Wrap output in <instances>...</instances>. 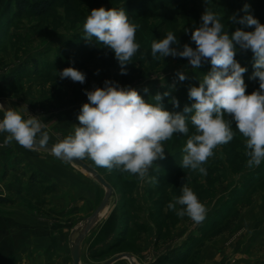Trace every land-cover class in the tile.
<instances>
[{
  "label": "rangeland",
  "instance_id": "obj_1",
  "mask_svg": "<svg viewBox=\"0 0 264 264\" xmlns=\"http://www.w3.org/2000/svg\"><path fill=\"white\" fill-rule=\"evenodd\" d=\"M16 3V0H0V100L21 111L25 118L29 115L41 117L48 125L46 130L49 131V144L52 145L79 126L77 116L81 106L88 102L85 90L104 87L105 80L115 81L121 87L135 88L150 103H155L153 97L157 93L169 92L170 96L162 100L168 111L183 113L185 105L190 107L194 101L189 100L188 90L199 86L203 75L211 70L210 62L193 69L186 58L179 56L155 59L151 55V43L171 31L178 39L174 47L182 50L184 44H189L195 48L191 31L200 25L206 6L218 13L224 30L229 34L237 28L254 30L233 24L228 19L233 13L243 16L241 9L245 4L249 5L251 14L264 24V0H207V5L206 0H56L51 11L42 17L21 10ZM99 7L124 8L129 19L140 25L136 41L141 47L132 63L126 65V75L120 74V66L110 49L97 45L94 39L88 42L83 38L86 17L93 8ZM235 58L247 68L244 81L247 93L251 94L259 87L258 79L250 86L247 84L249 80L253 81L250 79L254 71L253 54L237 46ZM70 66L85 73L83 84L67 78L60 79L58 72ZM178 71L184 72L187 77L182 82L176 76ZM145 87L148 88L147 93L144 92ZM171 97L179 100V108H174L170 103ZM232 128L236 133L234 139L214 150V156L204 165L206 175L180 166L187 137L179 133L164 142L165 158L157 160L149 170V177L156 178L155 183L150 179L142 181L128 173L97 167L89 159L81 160L111 187L108 207L117 208L120 220L129 232L120 247L113 248L104 256H97L99 258H94V262L125 252H146L152 243L155 248L159 246L163 249L180 234L201 235L214 221L219 223L201 241L192 264H201L202 253L218 242L226 246L233 238L247 235L264 241V162L254 168L247 166L244 139L234 122ZM193 131L189 123V135ZM45 156L52 158L53 155L46 152ZM61 161L70 168L53 169L52 165L46 163L43 164L45 171L66 183L70 181L65 177V171L73 169L83 172L86 180L100 188L99 196L101 190L105 195L104 188L93 176L69 162ZM31 177L32 182L29 181ZM10 179L25 183L24 194L21 192L11 196L14 200L9 198L11 203L0 205L1 208L19 202L35 222L57 221V211L54 212L55 207H52L54 203L60 205L59 198L61 195L64 198V192L48 175L38 173L28 165L23 175L5 171L2 181ZM183 183H187L208 208L206 218L200 224L187 216L178 217L167 208L174 197L181 195ZM80 188L81 184L78 190ZM95 194L98 195L97 192ZM81 205H78V209L85 210L87 204ZM105 211L101 212L102 216ZM78 224L77 228L81 230L85 221L78 220Z\"/></svg>",
  "mask_w": 264,
  "mask_h": 264
},
{
  "label": "clouds",
  "instance_id": "obj_2",
  "mask_svg": "<svg viewBox=\"0 0 264 264\" xmlns=\"http://www.w3.org/2000/svg\"><path fill=\"white\" fill-rule=\"evenodd\" d=\"M241 11L243 16L233 13L229 21L254 30L237 28L229 34L218 13L206 6L200 25L191 31L195 48L189 44H184L182 50L174 47L178 39L171 31L151 43V55L155 59L179 56L186 58L193 69L206 62L211 64V70L203 75L199 86L189 88L188 98L194 103L190 107L185 105L183 113L164 108L162 100L170 96L169 92L157 93L153 97L155 103H150L135 88L105 80L104 87L85 90L88 102L81 106L77 116L79 126L50 148L48 125L41 117L25 118L21 111L5 110L0 104L4 114L0 133L7 134L0 147L15 141L30 151L48 149L51 155L65 162L89 159L97 167L155 183L156 178L149 177V170L157 160L165 158L164 142L174 134L187 137L182 149V169L206 175L204 165L214 156V150L234 139V122L244 139L247 166H260L264 162V24L251 14L249 5L245 4ZM139 27L129 19L124 8H93L83 23V38L88 42L94 39L97 45L110 49L120 66V74L126 75V65L132 63L141 47L136 41ZM237 46L253 54L254 71L250 79H258L259 87L251 94L247 93L244 81L247 68L235 58ZM58 76L81 84L86 80L85 73L71 66L58 72ZM176 76L181 82L187 78L182 71ZM144 92H148L147 87ZM170 103L174 108L180 106L176 97H171ZM189 123L194 129L191 135ZM180 189L181 195L174 197L167 208L178 217L187 216L196 224L202 223L208 208L187 183Z\"/></svg>",
  "mask_w": 264,
  "mask_h": 264
},
{
  "label": "crops",
  "instance_id": "obj_3",
  "mask_svg": "<svg viewBox=\"0 0 264 264\" xmlns=\"http://www.w3.org/2000/svg\"><path fill=\"white\" fill-rule=\"evenodd\" d=\"M3 115V111H0V120L3 119ZM6 135L0 133V145L3 144ZM45 154L46 152L40 149L26 150L14 141L8 146L0 147V197L9 199L21 192L24 194V182H17L15 179L3 182L2 177L5 171L23 175V170L27 169L28 165L34 167L38 173L48 175L64 192V198L62 195L59 198L63 206L61 203L60 205L54 203L52 207H55L54 212L57 211L55 214L58 218L52 223L45 221L41 223L39 220L35 222L31 219L30 212L19 202L11 207H0V264H72L71 242L76 241L85 228V224L81 230L77 228L78 220L85 221L90 218L104 198V191L101 190L99 196L100 188H96L98 186L94 182L86 180V174L83 172L73 169L65 171L69 183L47 173L43 166L46 163L58 170L60 167L70 166L53 156L47 158ZM26 194L27 192L25 196ZM79 204H87L85 210L83 208L79 210ZM105 210L104 215L97 219L80 241V264H103L117 256L94 262V258H99L97 256L101 257L108 253L109 245L116 241L124 229L117 208L107 206ZM81 211L83 213H79ZM190 236L197 235L180 234L163 249L159 246L155 248L152 243L148 252L139 254L125 252L123 254L129 255L131 259L123 257L113 264H158L161 256L180 249ZM262 243L264 241L249 235L237 236L226 246L218 242L216 246H211L209 251L202 253L201 264H264Z\"/></svg>",
  "mask_w": 264,
  "mask_h": 264
},
{
  "label": "trees",
  "instance_id": "obj_4",
  "mask_svg": "<svg viewBox=\"0 0 264 264\" xmlns=\"http://www.w3.org/2000/svg\"><path fill=\"white\" fill-rule=\"evenodd\" d=\"M16 1L17 6H19L21 10L25 9V11L31 12V14L35 17H42L48 14L52 9L53 4L56 2V0H28L26 2H18V0ZM253 83L254 80H249L247 84L250 86ZM166 177H170V175H167ZM29 181L32 182V177L31 179L29 178ZM10 203V200L0 197V205L6 206ZM218 223L219 222L214 221L210 226H208L206 230H204L203 233H201V235L198 234L197 236H190L187 242L180 249L173 250L172 252L161 256L158 260V264H192L191 261L194 259L193 257H195L196 252L200 247L201 241L204 239L207 233L216 228ZM128 234V228L126 225H124L123 233L116 239V241L109 245L107 251L109 252L113 248L120 247L121 244L125 242Z\"/></svg>",
  "mask_w": 264,
  "mask_h": 264
},
{
  "label": "water",
  "instance_id": "obj_5",
  "mask_svg": "<svg viewBox=\"0 0 264 264\" xmlns=\"http://www.w3.org/2000/svg\"><path fill=\"white\" fill-rule=\"evenodd\" d=\"M0 104H2L4 106L5 110L11 108L10 104L6 101L0 100ZM50 146L51 145L49 144V148H50ZM38 149L49 152L48 149H43V148H38ZM69 163H71L76 168L83 170L87 174L93 176L96 179V181L105 190V195H104V198H103L101 204L99 205L97 210L94 212V214L90 218L85 220V228H84L83 232L79 235V238L76 241L71 242L72 264H80V241L83 238V236L89 231L91 226H93L96 223L97 219L99 218V214L107 208V206L109 204V200L111 198L112 189L95 170L90 168L88 165L83 163L81 160H75V161H71ZM123 257L131 259L130 256L127 254H120V255H117V256L110 258L109 260H107L103 264H113Z\"/></svg>",
  "mask_w": 264,
  "mask_h": 264
},
{
  "label": "bare ground",
  "instance_id": "obj_6",
  "mask_svg": "<svg viewBox=\"0 0 264 264\" xmlns=\"http://www.w3.org/2000/svg\"><path fill=\"white\" fill-rule=\"evenodd\" d=\"M102 212H103V211H102ZM101 216H102V213L99 214V218H101Z\"/></svg>",
  "mask_w": 264,
  "mask_h": 264
}]
</instances>
